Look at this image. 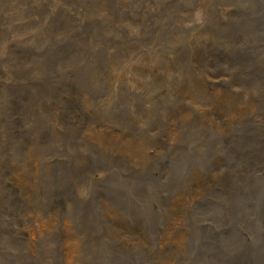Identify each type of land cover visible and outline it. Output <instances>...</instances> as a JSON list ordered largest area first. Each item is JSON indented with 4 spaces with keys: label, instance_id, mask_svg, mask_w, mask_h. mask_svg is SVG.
Listing matches in <instances>:
<instances>
[{
    "label": "rangeland",
    "instance_id": "374dc122",
    "mask_svg": "<svg viewBox=\"0 0 264 264\" xmlns=\"http://www.w3.org/2000/svg\"><path fill=\"white\" fill-rule=\"evenodd\" d=\"M67 1L0 0V264H101L104 259L103 263L105 264L108 257L111 258L110 264H131L133 261L132 264H178L176 261H181L183 258L185 260L183 259L180 264H191V260H197L196 258L201 260V255H198L196 246L187 255L183 252V254H172L168 257L169 252L166 253V250H164L162 258L158 259V253L162 251V248L166 249L165 238L168 239L170 237L171 241L175 242L176 235L185 226L182 220L175 219L166 223L164 219L166 223L165 229L161 226V228L159 227V223L163 220L161 218V211L162 213L164 211L163 207L171 201L173 195L177 194L179 190V188L175 189L172 187L171 179L168 180L166 175L172 167L173 171H175L174 163H171V157L178 147L176 145H179L177 143H180L179 146L183 148L182 150H186L188 153L192 148V144L188 143L189 141L187 140L190 135L204 132L205 136L201 140L205 141L215 138L218 134L217 137H220L224 133L210 125H213V118L215 120L217 114H219L223 116V119L220 120V117H217L215 122H217L219 129L222 130L221 126L228 120L226 117L229 112L238 109L237 102L239 99L237 98L238 100H236L235 98L234 94H236V91L234 86L242 78V73L234 64H237L236 59L238 56L242 58L246 55V52L244 50L243 52L239 51V49L234 52L229 51L227 56L229 58L230 55V58L228 59L226 55L220 57L222 54H219L223 52L218 51L222 50V48L227 50L226 46L223 43H215V45L211 36L206 37L204 35L196 42L193 36L191 40H186V44L192 40L194 42H192V46H186L188 57L181 71L183 76L182 85L179 84L178 87L174 88L177 91L175 94H177L178 98L171 102L170 100L164 101L163 97L166 92L168 93V86H170L166 80L171 75L168 71H162L164 67H167V62L165 61L161 63L163 69L159 68L154 71L156 73L154 75L156 83L154 85L155 88H153L157 91L154 94L149 91L142 97V100L139 97L136 98V102L139 104L135 112L130 113L134 114L133 116L138 115L142 104L145 105L148 102L152 104L153 108L155 107L154 104L157 105L159 102L157 112L161 113L158 122L161 129L160 135L154 136L155 138L152 141L144 144L145 147L140 149L134 144L128 143L124 135L126 131L123 127L119 128L113 124H115L114 120L117 118V120L120 119L123 122L130 121V124L134 122V124H137L141 121L142 115L139 118H133L130 114H127L125 120L116 116L108 107L102 114L100 110L95 108L93 103L88 104L86 102L87 98H85L83 90H80L81 93L79 94L76 93L74 99L77 101H73L72 96L66 94V88L61 84L63 82L61 80H64L62 78H66L68 75L64 74L66 69L62 68L60 61L64 62L65 57L72 59L74 55L77 56L75 48H77L82 39L79 38V43H76V40L82 31L85 30L84 28H90L87 40L83 41L88 47L85 51L83 49L78 54V66L83 65L87 61H89V64L93 62L94 69L97 70L100 76H103V72L109 70L106 66L114 61L112 60V57H114L113 47L122 43L125 39L128 42V40L139 38L145 44H155L156 48L161 47L162 44L163 46L172 44L177 37L195 30L182 24L185 12L189 11L192 12V18L195 19L199 27L198 31L205 34L206 30H209H204L208 25L205 14L216 10L219 11V9L207 12L200 5H193L189 9L187 7L189 0H131L136 5L137 12L134 10L130 12L133 13L132 15L130 13L122 15L123 13L119 14L117 12L118 9L114 8L115 6L112 9L104 8L103 4H107L106 0H98V5L91 4L93 0ZM112 1L115 3L114 0ZM233 3L234 1H232ZM58 6L64 7L63 9L67 8L70 13L75 14V18H72L71 15H66V10H60V13H56L55 10H57ZM136 13L140 15L147 14L145 20L142 21L143 23ZM103 14L105 17L102 18L101 15ZM211 17L214 18L215 26H217L219 31L223 29L225 22L230 20L228 15L221 12L220 14H213ZM234 17L238 20L241 19L237 12H235ZM59 18L64 19L66 22L56 23ZM97 20L99 21L97 22ZM107 22H111V24L107 25ZM82 24H85L84 28ZM60 25H63V27ZM168 34L171 35L168 36ZM129 43H132V41H129ZM145 44H140L138 47H142L141 49L143 50L150 48L148 45L147 47L144 46ZM92 46H96V49H92ZM61 48L65 50H61L64 56L57 57L55 54ZM90 50L92 51V56L89 57L87 54ZM96 51H100L102 55H97ZM137 54L134 56L130 55L128 60L131 62L144 61V52ZM67 58L66 61H69ZM103 58H105L104 61H101ZM168 60L169 66L174 65L172 57L169 56ZM72 63L73 61L69 62V64ZM97 63L103 67H99ZM74 64L76 67V63ZM111 65H113V62ZM126 74L131 76L132 72L129 70L128 72L126 71ZM122 80L125 81L126 79ZM156 85H158L157 88ZM52 88H60L65 92L59 96L61 98L60 102L57 97H51L44 103V98H47L45 96L41 102L39 101L35 105L39 96L42 97L46 91L52 92ZM191 88L192 92L201 88L204 93L203 96L206 98V103H204L203 99L199 100L200 104L190 102L192 107L189 108L191 110L192 108L193 110H199L201 113L204 112L206 116L196 115L199 118L197 123H200L199 127L201 128H196L195 130V127H193L188 129L187 132L185 131L186 127L184 129L183 127L179 128L182 113L187 109L186 103L180 98L184 97L185 99V96L188 97ZM260 90L264 96V91L260 88L252 89V94H257V91ZM109 93L113 94L114 91ZM119 94H121L120 90ZM73 95L75 96V92ZM103 95V92L97 93L98 98L94 95L95 102L101 101L99 98H102ZM149 95L152 96L150 97ZM104 98L107 102H110L111 106L116 105L111 102L112 100L117 101L115 93L113 97L110 94ZM245 98H251L249 91L244 93L243 99ZM66 99L71 101L69 109H65L66 114L64 113L66 115H64L65 118L69 121L67 129L70 133L73 131L71 137L73 136L72 139L79 147L74 146L73 143L71 146L67 143L65 144V151L61 150L56 153V157L52 156L51 159L48 158L49 160L43 157V161H39L35 159L37 156L36 151L41 150L46 155L48 147L47 143L40 141L38 145L33 137L31 139V136L35 133V128L39 129L40 124L32 122L30 116L37 117L44 124L47 118L44 116H51L57 111L60 113V109L62 110L64 106L61 101ZM139 100L141 101L139 102ZM59 105H62L61 108ZM18 106L20 107L18 108ZM26 118L30 122L28 120L25 121ZM244 119L245 121L243 120L241 126L234 132L235 136L239 134L241 127L245 125L247 127L249 124L251 127V125L258 123L255 120L256 123L253 124L254 122H251V118ZM31 122L33 127H35L32 131L29 130V128H33ZM236 122L239 121L237 120ZM172 129H176L177 132L170 138L167 132ZM28 130L29 134L24 137ZM56 130L59 131L61 129ZM183 131L189 133L186 135L189 137L180 140V136L184 134ZM259 131L261 132V129ZM58 134H61V132ZM250 137L253 138L251 135ZM253 139L258 141L255 138ZM55 140V142H49L50 145L53 146L60 143L57 139ZM88 140L104 142V144L111 145L119 152L115 155L109 154L107 151L102 150V147L96 146L95 142L93 144V142ZM215 141H218V139L216 138ZM207 143L209 144L210 141H207L205 145H208ZM112 151L109 149V152ZM183 156V162L179 164L177 171L179 168L183 170V163L188 160L185 153ZM64 169H67V171ZM139 170L143 171L150 181H145L142 188L143 196L147 203L142 197L141 199H135L138 201L136 205L137 214L140 215L141 219L144 218L142 220H145V214L151 210V213H153L152 223L155 228H158L153 230V226L152 229L147 231L151 244L148 243L145 235L137 228L129 230L133 234L123 231L117 219L114 205L106 195L107 187L113 186L110 180H116L117 185L114 188L120 189L121 192V189L125 190L126 187L128 188L127 185L131 184L132 177L136 178L133 181L138 184L137 174ZM53 172H55L52 174L53 178H49V174ZM210 173H215V171ZM232 175H235V171L230 176ZM117 179L119 180L117 181ZM59 185H61V192L59 191L60 195L58 196H60L62 202H60L61 208L56 210L55 202L57 201H55L54 197H57L56 189ZM172 191L174 192L172 193ZM164 192L167 194L166 197H164ZM63 197L64 199H62ZM156 200H159V203H155ZM182 207L189 212L190 209L186 205L180 206V209ZM215 212L217 215L215 214L213 216L215 218L207 221V225H209L207 228L219 233L222 228H225V223L230 218H224L222 215L220 217L226 221L218 222L217 218H220L218 216L220 211L216 210ZM209 216L211 215L209 214ZM194 217H192V224L201 226H203V219H207V215ZM201 218H203L202 221ZM256 220L258 221V218ZM137 235L143 236L139 239ZM246 243L256 244L253 237H249ZM241 244H245V240ZM216 245H220V243ZM239 249L237 248L235 253ZM170 251L174 252L175 248ZM103 255L106 256L104 257Z\"/></svg>",
    "mask_w": 264,
    "mask_h": 264
},
{
    "label": "bare ground",
    "instance_id": "6f19581e",
    "mask_svg": "<svg viewBox=\"0 0 264 264\" xmlns=\"http://www.w3.org/2000/svg\"><path fill=\"white\" fill-rule=\"evenodd\" d=\"M106 1H107L106 5L102 3L104 5V8L108 7L107 9H112L115 6L114 8L118 9L117 12L119 14L123 13L122 15H124V13L133 12L134 10L136 11L137 9L135 7L136 5H134L131 0H114L115 3H113L112 0H106ZM232 1H234L233 4ZM91 4L98 5L99 3L98 0H93ZM193 5H197V6L200 5L207 12L219 9V11L216 10L212 13L205 14L206 22L208 23V25L205 27L204 30L209 29L206 30L205 34L198 31L199 27L196 24L195 19L192 18L193 17L192 12L191 11L185 12V18L182 24L186 26H190L195 30L188 32L186 35H182L179 37L175 36L177 37V39L176 41L174 40V43L165 46H163L162 44L161 47H157V48L154 46L155 44H145L142 42V40L140 41L139 38L135 40L133 39L128 40V42L125 39L126 42L123 41L122 42L123 44L119 43L118 45H115V47H113L114 57H112V60H114L116 63L112 61L113 65H111L112 62H110L109 65L106 66L109 68V70H106V72L104 71L103 76H100L97 70L94 69L93 62L92 64L91 63L89 64V61H87L83 65L78 66L79 63L78 54L80 53L81 50L84 49L83 51H85V49L88 47V45L83 41L87 40L86 38H88L90 33L89 32L90 28L88 29L84 28L83 26L85 24L84 25L82 24V27L85 30L82 31V33L78 36L77 40L75 39L76 43H79L80 39H82L79 45L76 44L77 48H75V50L77 56L74 55L72 59L70 58L68 59L67 57H65L64 62L60 61L62 68L66 69L64 71V74L68 75L66 78L64 77L62 78L64 80H61L63 81L61 84L64 86V88H66V94L67 95L70 94L72 96L73 101L76 100L74 99L76 97V93L79 94L81 93L80 90H83L84 91L83 93L85 94L84 96L85 98H87L86 102H88V104L93 103L95 108L100 110L102 114L109 108L110 111L114 112L116 116L126 120L125 116L132 112H135L136 108H138L139 103L136 102L137 97H139V99L142 100V97L149 91H152L153 94L155 93V91H157L156 89H154L155 88L154 85L156 83V81L154 80V75L156 73L154 71L158 70L159 68L163 69L161 63L164 61L167 62V67H164L162 71L163 72L168 71L171 74L166 80V82L170 86H168V93L166 92V94L163 97L164 101L170 100L171 102L174 101L176 98H178L177 94H175L177 93V91L174 88L178 87V85L182 83L183 76L181 71L188 57V51L186 50V46L187 45L192 46L193 45L192 42L198 41L204 35H206V37L211 36L214 44L223 43L226 46L225 48H227V50H223L224 48H222V50L221 49L218 50L223 52L219 54V55L222 54L220 57H224L225 55L227 56L229 51L234 52L235 50L239 49V51L243 52L244 50V52H246V55H244V57L242 58L238 56V58L236 59L237 64H234L236 68H238L242 73V78L234 86V89L236 91L235 92L236 94H234L235 98L236 100L239 99V101L237 102L238 109H235L234 111L231 110V112H229V114L226 117L228 120L226 121L225 124L222 123L223 124V126H221L222 130L219 129L217 122H215L217 121V117H220V120L223 119V116L219 114H217L215 120L213 118V122H214L213 125L212 124L210 125L213 126L216 130L222 131L224 133L220 137H217L219 134L218 135L216 134L217 136L215 138H210L209 140H205V141L201 140L203 136H205L204 132L201 133L198 132L194 135H190L189 137L186 136L189 133L183 131L184 134L181 136L179 135L180 140L182 138L186 139L189 137V139L187 140L189 141L188 143L192 144V148L187 153L186 150L185 151L182 150L183 148L179 146L180 143H177L179 145H176L178 147L175 153L171 157V163H174L175 171H173V167L171 169L168 168L169 172L167 173L166 178H168V180L171 179L172 187L175 189L179 188V190L177 194L173 195L172 199L170 198L171 201H169L167 205L165 206L163 205L164 211L163 213L161 211V218L163 220L161 223H159L160 224L159 227L161 226L165 229V224L168 221L171 222L174 221L175 219L182 220L185 226L184 229L178 232V235H176L175 242L173 240L172 242L170 237H168V239L165 238L166 249L162 248V251L158 253V259L162 258L161 256L164 250H166V253L169 252L168 257H170L172 254H183V252L185 255H187L196 246L198 248V255H201V260L196 258L197 260L190 261L191 264H264V96L262 95L261 90L257 91V94H252L253 93L252 89L254 88H260L264 91V3L263 0H230V1L229 0H189L187 7L191 9ZM63 8L61 6H58L55 12L60 13L61 11L66 10L65 12L66 15H71L72 18H75L74 13L72 12L70 13L67 8L65 9ZM220 12L224 13L225 15H228L230 20L225 22L226 24L224 25L223 29L219 31V29H217V26H215L214 18L211 16L213 14H220ZM235 12H237L241 16L240 20L234 17ZM110 13H112V11H110ZM130 14L132 15L133 13ZM136 14L140 17L141 22L145 20V18L147 17L146 13L144 15L143 14L140 15L139 13ZM101 17L102 18L105 17L104 14L101 15ZM133 20H138V19H133ZM62 21L66 22L64 19L62 20L61 18H59L56 21V23H60ZM98 21L99 20H97V22ZM106 24L110 25L111 22H107ZM60 26L63 27V25ZM162 34L164 33L162 32ZM171 34H168V36ZM72 35L74 36V34ZM173 35L175 34L173 33ZM192 36L194 38V41L192 40L186 44L185 43L186 40L187 41L191 40ZM129 41H132V43H129ZM140 44H145L144 46L146 47L148 45L150 48L143 50L141 49L142 47L141 48L138 47ZM92 49H96V46L93 47ZM61 50L65 51L61 48L58 51V53L55 54L57 55V57L64 56ZM143 52H144L143 55L145 58L144 59L145 62L140 60L138 62H131L128 60V57L130 55L134 56V55H138L137 53H143ZM96 54L102 55L100 51H96ZM115 54L117 55L115 56ZM87 55L89 57L92 56V51L90 50V52H88ZM169 56L172 57L174 61V65L169 66L168 64ZM66 58L69 61H66ZM104 59L105 58L101 59V61H104ZM72 61L73 63L69 64V62ZM74 63H76L77 65L76 67ZM54 65L56 64L54 63ZM98 65L99 67H103L101 64ZM75 68H79V69H75ZM129 70L132 72L131 76L126 74V71L128 72ZM105 78L107 81L105 80ZM122 79H126V80L123 81ZM158 85H156V88ZM191 86L193 87V85ZM119 90L121 91V94H119ZM110 91H114L115 96L117 97L116 98L117 101L115 100L111 101L112 103L116 104L114 106H111L110 102H107L106 99L104 98L105 96H108L110 94L113 97L114 93L113 94L109 93ZM189 91L190 93L188 94V97L185 96V99L184 97L180 98L182 99V101L186 103L185 105L187 107L185 112L182 113V116L180 118L181 119L180 127H179V128L183 127V129L184 127H186L185 131L193 127H195V130L196 128H201L199 127L200 123H197L199 122V118L196 115L206 116L204 112L201 113V111L199 110H193V108L191 110V108H189L192 107L190 102L194 104H200L199 100L203 99L204 103H206L205 102L206 98L205 96H203L204 93L202 92V89L200 88L198 91L192 92V88H191V90ZM246 91H249L251 93L250 99L249 98L243 99V95ZM49 92L46 91L42 97L39 96L38 100L35 102V105L37 102L39 101L41 102L43 100L42 98H44L45 96H47V98H44V103L45 101L49 100V98L51 97L54 98L57 97L58 101L60 102L61 98H59V96L65 93L60 88H54L52 92L50 93ZM74 92H75V96L73 95ZM99 92L100 93L103 92L104 95L102 98H99L101 101L95 102L94 95L97 97V93ZM152 95L149 96L151 97ZM131 97H132V101H131ZM141 100H139V102ZM61 102L64 103V106L62 107V110L60 109V113L57 111L55 114L51 116H44L45 118L47 117L46 123L44 124L41 123L37 117L30 116L32 122L34 121L40 124L39 125L40 128L38 129L33 127V124L31 122V126L33 128H29V130L32 131L34 128L36 129L35 133L31 136V139L33 137V139L36 140L38 145L40 141H42V143H47V147H48L46 155H44L43 152H41V150L36 151L37 156L35 157V159H38L39 161H41L43 157L47 160L51 159L52 156L56 157V153L60 152L61 150L65 151L66 149L65 144L67 143L70 144V146L73 143L74 146L79 147L78 145L75 144V141L72 139L73 136L71 137L73 131L71 133L68 132L67 123L69 121H67V119L65 118L66 116L65 109H69L68 107L71 104V101L66 99V100H62ZM106 104L108 105L105 106ZM20 106H18V108ZM154 106L155 107L153 108L152 104H149L148 102L145 105L142 104L141 111L138 112V115L133 116L134 114H130V116L133 118H139L142 115L141 121H139L137 124H134L135 123L134 122L131 123L132 124L131 125L130 121L123 122L120 119L117 120L118 118L114 120L115 124L113 125L119 128L123 127L124 130L126 131L124 132V135L129 144H134L136 147L142 149L145 147L144 144H147L148 142L152 141L155 138L154 136L157 137L158 135H160L161 129L159 127L160 124L158 122L161 113L157 112L159 109L158 107L159 102L157 105L154 104ZM244 118L246 119L251 118L252 119L251 122H254L253 124H255L256 121L258 123H256L255 125H251V127L250 124L247 127L246 125L244 127H241L239 129L240 130L239 134L235 136L234 132H236L237 128L241 126L243 120L245 121ZM26 120H28V118H26L25 121ZM237 120L239 122H236ZM64 124H66V126H64ZM46 125H50V126H46ZM59 128L61 129L59 130L61 134H58L60 132L56 130ZM259 129H261V132L259 131ZM29 130L26 131L24 137H26V135L29 134ZM40 130H42V132H40ZM175 132H177L176 129L175 130L172 129L170 132L167 133H169V136L171 138L174 136ZM153 133L155 134L153 135ZM250 135L253 138L257 139L258 141L251 138ZM216 138L218 139V141H215ZM55 139H57L60 143H57V145H53V146L50 145L49 142H55L56 141ZM88 141L93 142V144L95 142L96 146L102 147L103 148L102 150L107 151V153L109 154L115 155L118 154L119 152L116 151L114 147H111V145L104 144V142L101 143L91 140ZM207 141H210V143L209 144L207 143L208 145H205ZM159 148H161V146H159ZM109 149L111 151L112 150L114 151L109 152ZM184 153L186 154V157H188V160L183 163L184 169L182 170L179 168V170L177 171L179 164L183 162ZM173 156H175L174 159ZM189 169L190 171H188ZM64 170L67 171V169ZM214 171L215 173H210ZM234 171H235V175L230 176ZM54 173L55 172L49 174V178L50 177L53 178L52 174ZM137 175H138L137 176L138 184H136L135 181H133L136 178L132 177V181L130 182L131 184L127 185L128 188L126 187L125 190L121 189L122 192L120 191V189L117 190V188H114L117 185L116 180H110L113 186H109L111 188L107 187L106 195L110 198V200L114 205V209L118 217L117 219L120 225L122 226L123 231L125 230L124 232L133 234V232L129 230H133V228H137L141 233L145 235V238L148 241V243L151 244V241H149L150 238L148 237L147 231H149V229H152V227L154 226L152 223L153 213H151V210H149L148 213H146L144 216L145 220H142L144 218L141 219L140 215L137 214L136 205L138 201L135 200V199H141L142 197V199L147 203L146 199L143 196L144 193L142 188L144 182L150 180L147 178L146 174L144 175V172L141 170L138 171ZM118 180L119 179H117V181ZM140 182H142V184H140ZM59 191L61 192V185H59L56 189L57 197H54L55 201H57L55 202L56 210L57 208L58 209L61 208L60 202H62L60 196H58L60 195ZM173 192L174 191H172V193ZM163 194L164 197H166L167 194L165 192ZM62 199H64V197ZM157 202L159 203V200L155 201V203ZM184 205H186L188 209H190L189 212L188 210H185L183 207L182 209H180V206H184ZM216 210L220 211L219 212L220 214L218 215L219 217L223 215L222 217L224 218H230V220H228V222L225 223V228H222L219 231V233H215L211 230V228H207L209 226L207 225L208 223L207 221L215 218L213 216L216 214L215 212ZM209 214L211 216H209ZM200 215H207V219L201 218V221L202 219L204 220V222L202 223L203 226L199 224H192L193 221L192 217L200 216ZM256 217L258 218V221L256 220L257 219ZM220 218L219 219L217 218L218 222L226 221L224 218L221 219ZM164 219L166 223L164 222ZM154 228L155 226L153 227V230L158 229V228L155 229ZM141 236H138V238L141 239ZM249 237H253L254 242L256 244L254 245L247 244L246 240ZM244 240H245V244H241ZM217 243H220V245H216ZM215 245L218 247H216ZM173 248H175V251L174 252L170 251ZM237 248L240 249L235 253ZM105 254L107 253L105 252ZM116 257L118 258V256ZM183 259L181 261L178 260L176 262L180 264L183 261ZM187 260L189 259L187 258ZM103 262L101 264H104ZM110 262H111V258L108 257L105 264H110Z\"/></svg>",
    "mask_w": 264,
    "mask_h": 264
}]
</instances>
